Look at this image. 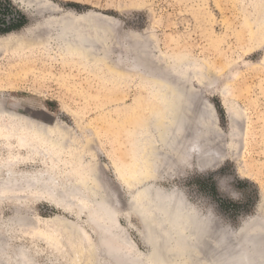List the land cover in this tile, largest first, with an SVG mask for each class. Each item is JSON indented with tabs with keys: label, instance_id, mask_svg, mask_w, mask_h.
Here are the masks:
<instances>
[{
	"label": "rangeland",
	"instance_id": "1",
	"mask_svg": "<svg viewBox=\"0 0 264 264\" xmlns=\"http://www.w3.org/2000/svg\"><path fill=\"white\" fill-rule=\"evenodd\" d=\"M67 15L83 27L96 22L92 60L71 55L50 28L49 19ZM4 37L15 44L0 47V106L61 125L66 137L62 147L49 148L45 164L36 156L20 169L47 168L57 181L80 185L87 198L65 209L0 200V239L9 254L25 248L35 264L110 260L119 247L96 229L93 186L129 214H119L118 224L136 250L147 252L142 220L128 208L140 188L132 177L143 169L156 171L144 183L180 189L217 229L234 233L252 217L264 221V0H0ZM179 86L208 104L211 154L204 157L200 146L173 155L175 165L159 176V158L146 169L139 160L145 163L151 145L159 152V91ZM8 155L0 133V161Z\"/></svg>",
	"mask_w": 264,
	"mask_h": 264
},
{
	"label": "bare ground",
	"instance_id": "2",
	"mask_svg": "<svg viewBox=\"0 0 264 264\" xmlns=\"http://www.w3.org/2000/svg\"><path fill=\"white\" fill-rule=\"evenodd\" d=\"M39 4L44 8L52 6L53 11L58 10L56 6L52 4L50 6L44 1ZM66 17L68 20H62V22L53 18L49 19L52 25L50 28L60 34L57 35L60 43H63L71 55L92 60L95 55L93 46L96 22L93 21V26L83 27L79 26L80 19L76 16L67 15ZM55 23L59 26H54ZM13 42L4 37L0 39V47H9L15 44ZM189 76L192 77L190 74ZM202 77L207 78L204 74ZM182 87L179 86L170 91H159V99L164 102L162 105L164 120L159 123L156 135L159 141V152L155 150L156 146L153 148L154 146L151 145L154 143H151L150 152L145 146L143 148L146 150L145 163L142 159L139 160L142 169L144 166L146 169L148 161L155 162L159 158V164L162 165H160L159 176H162L161 168L169 166L170 163L175 165L173 155L181 156L200 146H202L201 151L204 157L210 153L207 144L209 141L206 142L210 123L208 119L211 120L208 104L204 101L195 102L196 99L199 100V97L195 99L198 96L197 90L186 89L187 86ZM193 106L198 110L195 109L197 112L195 111L191 116ZM227 112L230 119H233L229 108ZM0 114H2L0 115L2 120L8 119L7 122L3 120L5 122L0 123V133L7 143L9 152L7 158L0 161V200L13 199L18 204L22 199L44 201L65 209L72 200L82 202L87 199L80 190V185L68 186L60 179L57 181L50 175L47 168L37 171L20 169V166L36 162L37 157L45 164L50 152L49 148L52 150L56 143H59L61 147L64 145L65 130L61 125L35 121L33 117L18 113L3 105L0 106ZM184 122L186 127L182 125ZM195 124L198 129L194 128ZM179 128L183 130L180 134L177 132ZM200 134L203 137H199ZM199 138L203 139L202 143H199L201 142ZM204 157L201 156V158ZM209 159L211 158L208 157V161ZM143 170L132 177L131 184H139L140 188H137L138 196L128 208L142 220L144 234L147 236V240L144 241L147 246L145 253H140L133 247L125 228L118 224L119 214L122 216L129 214L117 211L105 188L93 186L91 213L94 214L93 219H96V229L114 238L115 241L111 239L117 242L115 244H119V246L113 244L115 248L119 247L113 253H111V246L107 248L111 249L112 255L108 253L111 258L105 264H264V221L261 216L246 220L236 233L227 229H217L210 216L202 214L188 202L180 189L174 187L165 189L153 183H144L143 181L150 178L151 172L155 169L147 172V175ZM22 218L16 219L21 222ZM60 221L62 225L65 223L61 219ZM6 244L0 239V264L36 263L22 247L14 248L9 254L6 251L9 245ZM87 264H100V262L91 260Z\"/></svg>",
	"mask_w": 264,
	"mask_h": 264
},
{
	"label": "water",
	"instance_id": "3",
	"mask_svg": "<svg viewBox=\"0 0 264 264\" xmlns=\"http://www.w3.org/2000/svg\"><path fill=\"white\" fill-rule=\"evenodd\" d=\"M182 125L184 126L185 125V122ZM234 233H236V232H234Z\"/></svg>",
	"mask_w": 264,
	"mask_h": 264
}]
</instances>
